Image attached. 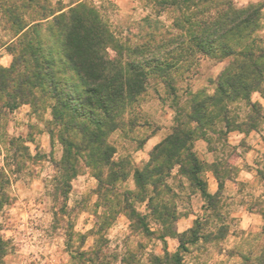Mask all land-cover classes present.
I'll list each match as a JSON object with an SVG mask.
<instances>
[{
  "label": "rangeland",
  "instance_id": "1",
  "mask_svg": "<svg viewBox=\"0 0 264 264\" xmlns=\"http://www.w3.org/2000/svg\"><path fill=\"white\" fill-rule=\"evenodd\" d=\"M12 1L21 22H31L40 14L39 6L34 3L22 8V0H0V70L9 68L19 52V24L5 12ZM261 2L232 0L239 8ZM78 3L93 6L113 33L131 46L150 39L154 46L175 32L171 28L172 11H158L152 0H48L53 9L60 5L67 9L68 5ZM41 24L35 30L29 28L28 32L34 38V46L40 42L45 50H49L52 40L46 32V24ZM259 24L258 34L264 35V6L260 10ZM107 55L117 57L110 49ZM175 56L161 57L170 67L160 72L162 76L150 75L146 91L126 111L125 118L132 120L133 125H122L107 138L115 150L112 159H125L129 166L125 179L118 180L112 192L105 184L100 187L94 170L81 164L65 192L61 189L56 193L52 178L58 172L53 161H60L64 144L58 127L49 121L48 105L53 100L38 102L40 110L36 114L28 103L10 108L0 99V244L4 248L0 264H88L80 254L88 257L98 247L103 262L107 260L108 264H124L123 260L125 264H152L155 256L165 259L164 240L159 236L163 232L160 222L150 216L145 218L144 223L155 228L151 234L139 227L133 228L135 220L123 210L112 217L113 213L103 206L102 197L104 193L113 195L121 206L125 204L124 198L130 197L132 206L138 212H145L144 204L134 201L139 192L133 172L149 161L150 152L144 146L147 138L157 132L163 137L170 134L188 112L189 100L214 93L219 75L231 60L198 51L180 58H173ZM63 71L67 74H59L61 79L70 80L76 86L75 90L81 92L72 71ZM248 98L231 101L229 115L236 121L254 116L256 128L264 135V95L251 90ZM249 102H254V107L249 106ZM215 128L218 130L221 126ZM51 129L55 131L54 135H51ZM255 164L259 178L257 185L249 191L244 187L239 195H235L237 203L234 206L227 203L224 208L219 206L214 210L221 214L223 209L235 207L238 213L244 214L250 208L256 213L252 226L241 227L244 220L250 222V219L233 218L231 230L236 229L227 237L224 221L218 219L217 226L223 229L216 230L215 237L201 238L189 245L187 252L180 251L181 264H258L262 259L264 261V152ZM153 177L163 180L158 187L159 197L175 194L172 199L176 207L184 205L183 201L192 192L187 179L178 173L177 165H172L164 176ZM114 204L110 205L116 208ZM210 215L215 216L213 211ZM167 252L166 256L170 258L173 252Z\"/></svg>",
  "mask_w": 264,
  "mask_h": 264
},
{
  "label": "trees",
  "instance_id": "2",
  "mask_svg": "<svg viewBox=\"0 0 264 264\" xmlns=\"http://www.w3.org/2000/svg\"><path fill=\"white\" fill-rule=\"evenodd\" d=\"M152 1L158 11H172L171 28L175 31L154 46L150 44L151 39L132 46L121 41L96 9L84 3L68 5L67 9L62 5L53 9L48 0H22V8L34 3L39 6L40 14L31 22H21L12 1L5 12L19 24V52L9 68L0 70V99L10 108L28 103L35 113L40 110L38 102L53 100L48 105L49 121L58 127L64 144L60 161H53L58 172L52 178L56 193L61 189L65 192L81 164L94 170L100 187L105 184L112 192L115 183L125 179L129 166L125 159H112L115 150L107 138L122 125H133L132 120H126V111L146 91L148 77L162 76L160 72L170 67L161 57L174 54L173 58H180L194 51L215 58L230 57L218 77L214 93L189 100V110L180 124L155 146L142 169H134L133 177L139 192L134 201H145L149 211L138 212L129 201L130 197L124 198V206L113 195L104 193L102 197L103 206L113 213L111 216L123 210L135 220L133 228L139 227L151 234L152 230L144 220L147 216L153 217L160 222L163 232L159 236L164 240L166 236L174 235L173 226L178 214L172 198L176 195L159 197L158 187L163 180L153 175L164 176L172 165L178 166V173L187 179L192 190L201 191L213 210L214 222L222 219L219 211L214 212L219 202L204 189L201 172L206 166L192 150L193 140L207 136L211 129L225 134L233 129L256 128L254 116L244 121L230 117L229 103L240 97L248 100L251 90L264 95V35L258 34L264 1L243 8L234 6L232 0ZM43 22L52 40L49 50H45L40 42L34 46V38L28 32L29 28L35 30ZM109 49L116 58L108 57ZM63 70H70L77 77L81 92L75 90L76 86L70 80L61 79L59 74H67ZM249 106L254 107V102H249ZM218 125L221 128L217 130ZM54 132L50 130L51 135ZM224 166L226 173L233 169L228 162ZM1 183L0 175V186ZM209 219L196 220L192 228L178 236L179 246L173 255L167 257L169 252L164 247L165 259L155 256L152 264H181L180 251L187 252L189 245L201 238L213 237L216 230L222 228L209 230ZM3 251L0 244V254ZM99 253L98 247L88 257L84 253L80 255L88 264H108ZM258 264H264L263 259Z\"/></svg>",
  "mask_w": 264,
  "mask_h": 264
},
{
  "label": "crops",
  "instance_id": "3",
  "mask_svg": "<svg viewBox=\"0 0 264 264\" xmlns=\"http://www.w3.org/2000/svg\"><path fill=\"white\" fill-rule=\"evenodd\" d=\"M167 135L163 137L161 133L157 132L147 138L144 146L148 148L149 154ZM192 150L200 162L206 166L201 172L206 193L214 197L219 202V206L223 208L227 203L228 206H234L237 203L235 195H239L244 187L249 191L259 182L255 162L264 152V135L257 128L233 129L225 134L208 131L207 136H198L193 140ZM226 162L233 168L228 170V173L223 171ZM215 164L217 166H214ZM231 201L233 202L231 203ZM183 202L184 205L176 207L178 217L173 226L174 235H168L164 238L163 244L167 251L175 252L178 249V236L192 228L196 220L204 221L210 218L209 230L215 231L218 228V222H214V216L210 215L213 210L211 206H208L199 189H193ZM143 204L145 206V201ZM231 209L233 210L231 211ZM143 211L145 212L142 213H147L146 211L149 210L145 206ZM236 217L250 219V222L244 220V223H240L241 227L248 229L252 226L251 221L255 220L256 213L250 208L246 209L244 214L238 213L235 207L223 209L221 218L224 221L227 237L236 229L234 227L231 230L230 223L231 219ZM150 229L155 228L150 227ZM162 250L164 253V248ZM160 264L169 263L162 262Z\"/></svg>",
  "mask_w": 264,
  "mask_h": 264
}]
</instances>
